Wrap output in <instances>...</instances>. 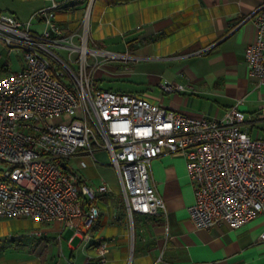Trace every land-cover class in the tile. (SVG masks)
I'll use <instances>...</instances> for the list:
<instances>
[{
    "label": "built area",
    "instance_id": "built-area-1",
    "mask_svg": "<svg viewBox=\"0 0 264 264\" xmlns=\"http://www.w3.org/2000/svg\"><path fill=\"white\" fill-rule=\"evenodd\" d=\"M47 1L26 21L0 10V40L19 47L23 59L18 70L0 76V219L70 221L82 233L99 218V196L108 187L88 186L61 163L79 152L93 157L95 150L107 151L130 220L164 207L150 180V163L176 151L186 159L194 193L187 212L195 227L224 223L238 228L264 212V139L241 129L244 113L238 103L221 117L194 116L134 93L98 87L93 67L133 57L88 46L93 0L72 30L56 16L61 3ZM252 21L255 38L244 56L248 75L261 85L264 1ZM184 88L161 83L163 92ZM59 116L67 120L53 122ZM108 251V239L101 237L94 263L106 264Z\"/></svg>",
    "mask_w": 264,
    "mask_h": 264
},
{
    "label": "crops",
    "instance_id": "crops-1",
    "mask_svg": "<svg viewBox=\"0 0 264 264\" xmlns=\"http://www.w3.org/2000/svg\"><path fill=\"white\" fill-rule=\"evenodd\" d=\"M57 1V18L67 30L75 29L88 0ZM262 1L93 0L88 43L109 51L107 45L122 46V53L133 57L123 61L144 62L139 82L145 87L124 92L141 93L151 102L194 116L221 117L238 103L244 113L241 129L251 138L264 139V84L248 75L244 56L255 38L252 15ZM9 48L0 40V54ZM105 65L101 70L116 77L133 72L127 64L111 69ZM10 71L15 70L3 75ZM164 81L185 88L163 92ZM71 160L76 166L68 165ZM66 165L80 171L76 173L88 186L104 183L108 191L99 196V218L80 234L70 221H35L40 228L29 233L44 237L42 246H50L65 229L71 231L65 239V264H95V244L101 237L108 239L106 264H264V212L238 228L193 225L187 207L194 193L181 151L164 152L151 161L150 180L164 207L156 215L134 214V231L121 193L112 194L119 181L110 163L99 162L95 153L79 152ZM78 247L81 255L76 256ZM11 262L0 259V264H15Z\"/></svg>",
    "mask_w": 264,
    "mask_h": 264
},
{
    "label": "rangeland",
    "instance_id": "rangeland-1",
    "mask_svg": "<svg viewBox=\"0 0 264 264\" xmlns=\"http://www.w3.org/2000/svg\"><path fill=\"white\" fill-rule=\"evenodd\" d=\"M47 0H0V10L16 16L21 21H26L37 9L47 4ZM49 3V2H48ZM80 21V20H79ZM91 26V20L89 27ZM90 32V29H89ZM91 33V32H90ZM89 47H92V42L88 43ZM113 52L122 53L125 50L122 46L113 47L107 45ZM21 49L19 47H10L8 50H4L0 54V76H2L7 70H18L20 68ZM99 59H102L99 57ZM88 60L92 61L91 56H88ZM117 64H127L133 72L129 75L116 77L115 75L108 74L105 71L96 68L95 74L97 84L103 88H112L113 90H141L145 87L144 83H140V71L145 67L144 62L139 60H126L114 59L106 62L108 69L114 68ZM99 74L101 75L100 81H98ZM132 93V92H130ZM141 96V93H134ZM63 120H67V117H55L53 122L57 123ZM95 156L101 163L109 164L110 158L105 150H95ZM69 166H76V161L71 160L68 163ZM80 173V171H76ZM120 185L118 182L114 184L113 195H119ZM122 195V194H121ZM132 219L128 221L129 228L132 231L135 230L134 222ZM40 228L37 222L25 217L14 218H1L0 219V259L12 260L11 263L15 264H65V256L68 254L65 239L68 237L71 231L65 229L62 237H56L52 239L50 246H42L44 243V237H36L30 231ZM134 229V230H133ZM135 234V233H134ZM76 256L81 255V247H78L75 251Z\"/></svg>",
    "mask_w": 264,
    "mask_h": 264
},
{
    "label": "water",
    "instance_id": "water-1",
    "mask_svg": "<svg viewBox=\"0 0 264 264\" xmlns=\"http://www.w3.org/2000/svg\"><path fill=\"white\" fill-rule=\"evenodd\" d=\"M61 166H62L63 168H66V164H65V163H61Z\"/></svg>",
    "mask_w": 264,
    "mask_h": 264
}]
</instances>
